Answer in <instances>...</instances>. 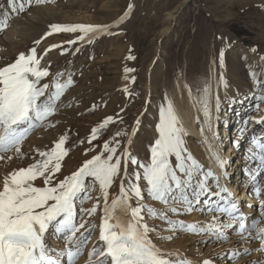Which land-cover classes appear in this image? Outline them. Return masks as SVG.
Wrapping results in <instances>:
<instances>
[{
	"label": "rangeland",
	"instance_id": "374dc122",
	"mask_svg": "<svg viewBox=\"0 0 264 264\" xmlns=\"http://www.w3.org/2000/svg\"><path fill=\"white\" fill-rule=\"evenodd\" d=\"M129 5L132 7L129 8ZM13 7L18 10L20 0H16L15 5H10L9 0H0V20H4L5 14L8 16L7 27L0 31V67L14 62L21 52L27 55L32 48H35L39 56L43 55L50 45L57 44L60 47L52 49L42 60L45 66L50 65L51 75L41 83L50 82L52 75L57 72L64 74L61 83L69 75L73 83L57 102L55 114L42 126L30 131L23 141L21 151L26 155L20 158L14 151L2 154L4 159L0 160V182L11 171L33 163V157L40 159L38 151L49 150L54 146V142L64 135L67 136L64 147L68 150V154L62 161L60 173L56 174L57 180L70 175L86 159L100 153L105 141L119 140L118 154L127 148L133 157L145 163L146 159H150L151 146L158 137L156 125L159 122L160 108L166 106L169 99L173 100L175 108L179 105V95H181L184 109L180 111L175 108V111L180 120L184 115L190 117L192 105L189 86H192L191 90L195 97L203 95L198 89L208 86L212 111L216 96L213 95L211 88L214 81L211 74L214 72L216 75L218 70L222 71L223 67H228V63L229 98L223 97L220 102L224 104L221 106L222 109L223 107L224 110L228 109L233 104L228 101L237 100L241 93L245 98H249L247 95L254 87L257 96H264V62L261 63L259 60V54H264V0H48L39 4L33 0L31 7L27 6L25 0L26 10L18 14L12 11ZM52 24L115 26L89 43L77 39L81 35L79 32H54L46 36ZM70 40L75 43H68ZM36 41L40 43L37 44ZM221 51H223L222 65ZM248 52L251 56L245 57ZM250 70L255 71L254 76L251 75ZM208 73L210 76L206 80L205 75ZM258 77L261 80L256 82ZM257 96L249 101H254L252 105H255L250 108L249 113H258L256 105L264 104V100H260ZM258 108L261 109L260 106ZM235 113L230 126L227 127L225 122L217 125V139L222 142L225 153L229 147L230 152L235 147L240 148L238 152L235 151L230 166L231 164L236 166L244 160L240 158L246 156L245 150L254 138L249 133L252 131V134H259L258 131L253 130L257 123L254 116L240 114L235 118L238 112ZM109 116L114 118L113 122L100 129L97 139L89 143L92 129L98 127ZM137 120H139L138 125ZM204 122L205 117L201 109L198 129H201ZM242 123L241 130H244L242 133H248V137L242 140L240 137L239 145L235 146L234 129ZM224 129H228L227 133L230 134H225ZM117 132L121 134L116 136ZM189 136L185 135L183 138L187 143L188 151L189 149L193 151V143ZM197 141L199 142L200 139ZM8 157L12 158L8 159ZM204 165L206 168V164ZM240 168L242 170L239 169L238 172L244 177L243 165H240ZM121 169L122 177L123 161ZM127 171L131 176L140 169L129 162ZM235 174L236 172L232 175ZM144 183L143 180L140 181L144 189V199L141 201L145 206L144 222L150 229L162 227L165 230L163 236L158 239L172 236L170 240L162 239L159 247L165 251L170 249V252H178L179 257L174 256L173 259L191 258V261L197 263L198 260L211 258L214 264H231L232 260L247 258L243 264H251L257 260L263 264L264 253L258 251L244 254L242 258L233 257V253H243L245 248L260 247L258 240H241L233 230L228 232L229 239L218 240L206 233H190L178 228L174 232L169 231L166 220L159 217H154L156 223H152L153 216L148 214V208L167 213L168 219L172 221L182 220L199 225L209 222L213 215L219 214L207 210L181 212L179 215L171 213L168 211V205L149 197ZM35 184L43 186L40 179ZM86 184H93L91 178ZM125 184L127 185V181ZM209 184L214 188L212 180H209ZM119 188L118 177L109 189L110 200L119 194ZM242 194L243 192L240 195ZM84 196L92 198L83 199ZM242 196L239 202L243 207L249 203V197H245V194ZM261 198H264V193ZM261 198H256L254 193L250 203L253 210L251 209L247 215L249 222L251 218L261 219ZM97 199L100 201V208L92 217H85L90 223L97 225L91 234V239L95 237L96 232H99L98 225L102 216L103 196L99 185L90 187L76 200L79 220L80 208L84 205H87V208L92 207ZM132 203L135 205V198ZM174 206L178 207V205ZM195 207H203V205ZM169 214L172 215L169 217ZM52 233L50 229L49 236L47 234L46 236L51 239ZM149 237L156 241L155 234L150 232ZM183 249L189 250L195 257L188 255L183 257L181 254Z\"/></svg>",
	"mask_w": 264,
	"mask_h": 264
},
{
	"label": "snow or ice",
	"instance_id": "6c2138e0",
	"mask_svg": "<svg viewBox=\"0 0 264 264\" xmlns=\"http://www.w3.org/2000/svg\"><path fill=\"white\" fill-rule=\"evenodd\" d=\"M35 2L39 4L48 0ZM9 3L15 5L16 0H9ZM32 3L33 0H27L28 7H31ZM131 7L132 5H129V8ZM24 10L25 0H20L18 10L12 8L17 14ZM7 19L5 14L4 20H0V31L7 27ZM113 26L115 25L52 24L49 26L50 31L45 35L54 32H79L81 35L77 39L91 43ZM35 43L39 44L40 41ZM68 43L75 41L70 40ZM58 47L60 45H50L43 55L39 56L37 50L32 48L30 54L21 52L14 62L0 67V160L4 159L2 154L6 152L14 151L20 158L26 155L21 151L23 141L30 131L42 126L55 114L57 102L72 85L70 75L61 83L63 72L52 75L48 83H41L51 75L50 65L45 66L42 60L48 52ZM220 58L222 65L223 51ZM221 82L227 86L223 77ZM198 90L203 93L199 103L205 124L212 140H216L218 132L214 130L212 123L209 87L204 86ZM188 91L191 97V88ZM259 99L264 100V96ZM219 107L220 98L217 95V112ZM113 119L112 116L106 117L98 127L93 128L89 143L97 139L99 130L113 122ZM262 122L264 121H257ZM156 129L158 137L151 146L148 163H141L127 148L118 154L119 140L105 141L100 153L86 159L70 175L57 180L56 174L60 173L62 161L68 154L64 147L67 136L64 135L54 142V146L49 150L38 151L40 159L33 157L34 162L27 167H20L5 175L0 182V264H76L84 254L92 232L97 228L95 223H90L85 217H92L100 208L99 199L90 208L81 207L78 220L76 200L81 193L96 184L99 185L103 196L102 216L98 225L100 243L94 244L88 251L86 264H194L187 258L173 259L172 257L179 255L178 252L165 251L150 239L149 232L155 229H150L144 222L145 206L141 203L144 199V189L140 185L141 180L145 182L150 197L168 205L169 212L179 215L181 212L207 210L219 214L213 215L209 222L199 225L182 220L172 221L167 218V213L148 208V214L166 220L169 231L174 232L178 228L181 231L206 233L218 240H227L229 230H233L241 240L256 239L260 242L259 248H245L243 253H233L234 258H242L251 251L264 253V198H261L264 193V137H254L248 149L250 159L255 165V171L250 172L253 190L255 197L261 198L262 210L261 219H252L249 222L238 203V198L220 183L221 178L227 175V160L220 151L212 150L211 158L215 168L221 170L217 172L211 166L205 169L194 158L185 146L183 137L187 133L170 99L166 106L159 110ZM201 132H204L203 128ZM120 134L117 132L116 136ZM205 141H208L207 137ZM128 143L131 144L130 139ZM122 161L124 169L121 177ZM129 162L137 165L140 171L130 176L127 171ZM118 177L119 194L110 200L109 189ZM89 178L93 182L92 185L86 184ZM38 179L42 180L43 186H36ZM209 180L214 182L215 190ZM214 197L218 199L214 200ZM134 198L135 205L132 203ZM201 204L203 207H195ZM50 229L56 239L63 240L62 248L47 243L46 234ZM161 239L170 240L172 236ZM201 264H214V261L206 258ZM251 264L261 262L257 260Z\"/></svg>",
	"mask_w": 264,
	"mask_h": 264
},
{
	"label": "bare ground",
	"instance_id": "6f19581e",
	"mask_svg": "<svg viewBox=\"0 0 264 264\" xmlns=\"http://www.w3.org/2000/svg\"><path fill=\"white\" fill-rule=\"evenodd\" d=\"M106 35V34H105ZM251 50L253 51V49L251 48ZM249 57L251 56L250 52H248L245 57ZM259 60L261 63L264 62V54H259ZM235 59V58H234ZM228 63V62H227ZM221 70V69H220ZM218 70L216 72V75L214 72H212L211 74V77L214 78V81L212 82V92H213V95L217 96L219 95V98H220V102H222L223 100V97H226L229 98V94H228V90H229V85H230V74H229V63H228V67L226 68H222V71ZM221 73H220V72ZM251 72V75L254 76L253 74H255V71H252L250 70ZM203 74V73H202ZM207 77L206 80H208L210 74L208 73V75H205ZM204 76V77H205ZM205 77V78H206ZM221 77H223V80L226 81V84L227 86L225 87V85L221 82ZM235 78H237V76H235ZM255 79V78H254ZM260 79V77H258L256 79V82H258V80ZM261 80V79H260ZM264 80V78H263ZM192 85V84H191ZM247 85V84H246ZM192 86H189V88H191ZM254 87V86H253ZM254 90H256V87H254L253 89L250 90V94L247 95V97L249 98H245V95L241 93L240 96H238L237 100H232V101H228V102H232L233 104L231 106H229L228 109H225L224 110V107L223 109L221 108L222 105L224 104H220V107H219V112L216 111L215 109V105L212 109V123H213V127H214V130L217 131V125L219 124H222L223 122H225L226 126H230L231 122H232V116H234L236 113L235 111L238 112V115L235 116L236 117H239L240 114H245L250 117H255V120L256 122L257 121H264V104L262 105H259L261 109L259 108H256L258 113H252L250 112L249 113V110L250 108H253L255 107V105H252V102H249L250 99L252 100L253 97L257 96V92L255 93ZM259 94V93H258ZM263 96V95H262ZM259 98V96H257ZM189 98H190V102H191V107H192V114L190 115V117H187V116H183L184 118L181 121V125L183 126V128L185 129L186 131V135H190L191 136V141L193 143V151L192 149H189V152L194 156V158L201 164L205 167L204 164H206V168L207 169L208 167H213L215 168V165H214V162L211 158V155H212V150H218L222 153L223 157L227 160V164H226V172H227V175L226 176H223L220 180V183L221 185H224L226 186L233 194H234V197L238 198V203L239 205H241V209L242 211L248 215L251 211V207H249L251 201L253 200V197H254V190H253V182L251 180V176H250V172L252 171H255V165H253V162L252 160L250 159V153L248 151L249 147L251 146L250 144L247 146L246 148V156L244 154V158H240V160H242L240 163H238L236 166L231 164L230 166V160H232V158L234 157L235 155V151L238 152L239 149H237V147H235L234 150H232L230 152V147L228 149V151L225 153V150L223 148V145H222V142H219L218 139L216 140H212L211 138V133L208 131L207 129V125L205 124V122L203 123L202 127L204 129V132L202 133L201 132V129H198V116H199V113L201 112V109H202V106L201 104L199 103V99L200 97H195L193 95V90L191 91V97L189 95ZM248 100V101H247ZM173 102V100H172ZM174 103V102H173ZM178 104L175 108H178V110H183L184 108V104L182 102V97L181 95H179V101H178ZM248 105V106H247ZM181 114V113H180ZM183 115V114H182ZM244 115V116H245ZM243 116V117H244ZM182 118V117H181ZM242 121V120H240ZM239 121V122H240ZM197 124V125H196ZM240 124V123H239ZM254 125V124H253ZM238 126H240L238 128ZM235 129H234V132H235V135L233 136V139L235 141V146H238L239 143H240V137H241V140L243 138H245L248 133H245L243 134L242 131H244L243 129L241 130V128L243 127V123L242 125H238ZM252 129V128H251ZM254 131H258L259 134H252V131L249 133V135L251 136H254L255 138H259L260 137H264V122L262 123H256L255 125V128H253ZM225 134L228 132V129H224L223 131ZM228 134V133H227ZM230 134V132H229ZM228 134V135H229ZM189 136V137H190ZM185 137V136H184ZM205 137L208 138V141L206 142L205 141ZM224 137V136H223ZM248 137V136H247ZM200 139V141L198 142L197 140ZM251 141V140H250ZM34 143V142H33ZM197 143V144H196ZM242 144V142H241ZM191 145V144H190ZM210 145H211V149H210ZM185 146L186 148L187 147V143H185ZM192 146V145H191ZM190 146V148H191ZM245 146V147H246ZM34 149V148H33ZM245 149V148H244ZM244 151V152H245ZM234 152V153H233ZM232 153H233V156H232ZM237 156L239 154H236ZM148 163L149 160L146 159L145 160V163ZM243 162V163H242ZM240 165L244 167V171H245V175L244 177L243 176H240V173L238 172V170H242L240 168ZM215 170L217 172H220L221 170L219 168H215ZM234 172H236L235 175H232L234 174ZM145 184V183H144ZM144 184H142L144 186ZM214 188L213 190H215V185L213 184ZM94 187V186H92ZM145 187V186H144ZM243 192L242 195L244 194H247V196H249V203L245 204V206L243 205L242 207V203L240 204L239 202V199H241L243 196L240 195L241 193ZM149 195V194H148ZM150 197V195H149ZM148 197V198H149ZM79 198V197H78ZM92 198V197H91ZM151 198V197H150ZM149 198V199H150ZM85 202V200H84ZM242 202V201H241ZM155 203V202H154ZM88 204V203H87ZM90 204V203H89ZM151 205V204H150ZM87 205H84L83 208H87L86 207ZM253 210V209H252ZM80 213V212H79ZM172 213V212H171ZM77 214H78V210H77ZM168 215V214H167ZM172 214H169V217L171 216ZM248 217V216H247ZM157 218V217H156ZM168 218V217H167ZM249 218V217H248ZM153 221L152 223H156V219L154 217L151 218ZM174 219V218H172ZM199 219V218H198ZM253 219V218H251ZM165 220V219H164ZM205 220V219H204ZM158 221V220H157ZM146 223V222H145ZM159 223V222H157ZM166 225V224H165ZM164 226V225H163ZM166 227V226H165ZM155 228V227H154ZM153 228V229H154ZM164 229L162 227H159V229H156L155 228V231H150L152 234H155L156 236V241H154L152 238H150L154 244H156L158 247L162 241V239H158L160 236H163V233H164ZM149 232V233H150ZM177 233V232H176ZM48 235V234H47ZM49 236V235H48ZM48 236H46V241L47 243H49L50 245L52 246H55V247H58V248H62L64 246V242L63 240H58L55 238V236L53 235L52 233V238L49 239ZM95 236V237H94ZM94 238L90 239L84 249V254L82 256L79 257V259L77 260L76 264H86V261H87V253L89 250H91V248L93 247L94 244H98L100 243L99 240H98V237H99V232H96L94 234ZM51 237V236H50ZM164 246V245H163ZM186 247V245H185ZM167 247H165L166 249ZM168 250V249H167ZM170 250V249H169ZM168 250V251H169ZM183 257H185L186 255H188L189 257H195L193 256V254H191L189 252V250L185 251L184 249L182 250V253ZM185 255V256H184ZM179 257V256H178ZM175 259V258H174ZM191 259V258H190ZM247 258H243V259H239V260H232L231 261V264H243V261H245ZM202 260H198L197 263H194V264H201ZM263 264H264V260H263Z\"/></svg>",
	"mask_w": 264,
	"mask_h": 264
}]
</instances>
